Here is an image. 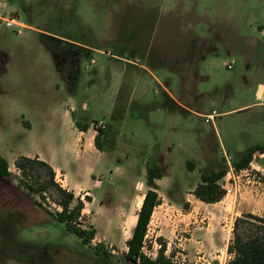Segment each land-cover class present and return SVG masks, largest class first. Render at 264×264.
Masks as SVG:
<instances>
[{
    "label": "rangeland",
    "instance_id": "rangeland-1",
    "mask_svg": "<svg viewBox=\"0 0 264 264\" xmlns=\"http://www.w3.org/2000/svg\"><path fill=\"white\" fill-rule=\"evenodd\" d=\"M261 85L264 0H0V155L13 173L0 178V264H132L153 164L165 205L143 251L156 259L164 242L176 264H227L229 206L264 209V155L247 172L232 167L264 146ZM74 121L102 130L103 151L74 144ZM40 155L61 168L72 206L84 201L77 223L97 231L91 245L55 220L49 193L43 201L20 184L16 160ZM220 169L231 173L221 185L241 189L223 206L199 201L202 173Z\"/></svg>",
    "mask_w": 264,
    "mask_h": 264
},
{
    "label": "trees",
    "instance_id": "trees-1",
    "mask_svg": "<svg viewBox=\"0 0 264 264\" xmlns=\"http://www.w3.org/2000/svg\"><path fill=\"white\" fill-rule=\"evenodd\" d=\"M75 125L81 132H87L91 127L90 124H83L79 121H75ZM101 134L102 130H99L95 138V146L98 150L103 151ZM257 154L264 155V146L257 145L248 148L240 158L232 163V167L237 172L248 169ZM15 167L21 172L20 184L25 186L31 195H39L45 201L47 199L46 195L49 193L53 201L61 208V211L54 216L55 220L65 224L67 230L76 235L84 245H91L97 231L95 229H83L77 223L82 217L85 203L82 199H78L77 203L72 206L75 195L56 182V172L52 166L38 157L21 156L16 160ZM43 170H45V175L42 174ZM228 173L227 169L203 172L201 183L196 187L193 195L199 201L207 204L221 202L226 197V191L221 182L227 177ZM12 176L13 173L10 171L8 161L0 155V178ZM164 177L165 174L158 164L147 167L146 185L148 190L139 210L132 237L127 243L128 251L125 254V258L132 264H176L166 256L167 244L164 242L160 245L156 259L147 256L143 251L154 211L162 204L157 181ZM32 178L34 181H38L30 183L29 179ZM36 202L39 207L44 208L42 203ZM233 236L234 238L228 246V253L232 258L227 264H264V217L245 214L236 218ZM102 248L103 245H98L96 251L110 258L111 254L108 251L102 253Z\"/></svg>",
    "mask_w": 264,
    "mask_h": 264
},
{
    "label": "crops",
    "instance_id": "crops-1",
    "mask_svg": "<svg viewBox=\"0 0 264 264\" xmlns=\"http://www.w3.org/2000/svg\"><path fill=\"white\" fill-rule=\"evenodd\" d=\"M163 89H164V91H166V89H165V87H163ZM166 93H167V91H166ZM169 97H171L170 96V94L168 93L167 94ZM172 98V97H171ZM74 123H75V121H74ZM91 133V127H90V129L87 131V132H81L79 129H77L76 128V133H74V136H75V138H76V141H74V144H82L83 143V145H84V142H87L88 144L90 143V142H93L94 143V145H95V138H96V136L97 135H89ZM89 135V136H88ZM86 153V150H83L82 151V154H85ZM83 158H85V156L83 155ZM255 158H256V156H255ZM39 159H41V160H44L45 162H49L48 164H50L51 166H52V168L54 169V171L56 172V175H57V177H59V175H61L62 176V170H61V168H59V167H57L55 164H54V162H53V159L52 158H45L44 156H39ZM252 164V163H251ZM248 171V169H246V170H242V171H240V173H243V172H247ZM233 176L235 177V178H238V176H236V174L234 173L233 174ZM231 177V173L229 172L228 173V175H227V178H225L226 179V182L229 180V178ZM66 178H68V175H66ZM163 179V178H162ZM224 179V180H225ZM223 180V181H224ZM158 181H160V180H158ZM158 181H157V184H158ZM235 183H238L239 184V182H236L235 181ZM159 185V184H158ZM226 185H229V183H226ZM226 185H222V186H226ZM241 185V184H240ZM241 186H239V188H240ZM238 189V188H237ZM241 189V188H240ZM75 190V189H74ZM81 190H83V189H81ZM259 192H261V189H260V187H258V186H256V187H253L252 188V198H254L255 196H259ZM145 196V195H144ZM226 199H228V197L227 198H224L221 202H219V203H216V204H210V205H218V206H223L222 204H225V202H226ZM142 200V199H141ZM143 200H144V197H143ZM237 201H235V203H233L232 205H230L229 207H230V210H231V212H232V216H231V218H228L227 220H229V219H231V224H230V231L232 232L233 231V228H234V221L236 220V218H238V217H240V216H242L243 214H246V213H252V214H256V215H259V216H264V209L262 210V211H260V210H258V211H256V210H254L253 209V206L251 205V204H249V203H247V200L248 199H246V200H238V198L236 199ZM141 204V203H140ZM165 204H163V205H160V206H158L156 209H155V211H154V214L156 213V211H157V209L158 208H162L163 206H164ZM142 206V205H141ZM141 208V207H140ZM154 214H153V217H154ZM152 217V218H153ZM137 218H138V215H137ZM152 221V220H151ZM220 236V235H219ZM228 246H229V244H227L226 246H225V249H224V251L225 252H227L228 253ZM229 254V253H228ZM232 257H231V255H230V258L229 259H231Z\"/></svg>",
    "mask_w": 264,
    "mask_h": 264
},
{
    "label": "built area",
    "instance_id": "built-area-1",
    "mask_svg": "<svg viewBox=\"0 0 264 264\" xmlns=\"http://www.w3.org/2000/svg\"><path fill=\"white\" fill-rule=\"evenodd\" d=\"M14 24H16V21L15 20H13V19H9V20H7V25L8 26H12V25H14ZM213 116H211L210 118H208V121H211V120H213ZM233 179H234V181L236 180V178L233 176ZM224 187V189H225V191H226V196H229L230 194H232L233 192H236L237 191V188H239V184L238 183H235V185H234V190L232 189V188H230L229 187V185H226V186H223ZM145 253V252H144ZM146 254V253H145ZM147 255V254H146ZM148 256V255H147Z\"/></svg>",
    "mask_w": 264,
    "mask_h": 264
},
{
    "label": "water",
    "instance_id": "water-1",
    "mask_svg": "<svg viewBox=\"0 0 264 264\" xmlns=\"http://www.w3.org/2000/svg\"><path fill=\"white\" fill-rule=\"evenodd\" d=\"M263 89H264V86L261 85V86L259 87V90H258V97L261 96Z\"/></svg>",
    "mask_w": 264,
    "mask_h": 264
}]
</instances>
